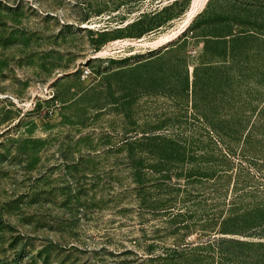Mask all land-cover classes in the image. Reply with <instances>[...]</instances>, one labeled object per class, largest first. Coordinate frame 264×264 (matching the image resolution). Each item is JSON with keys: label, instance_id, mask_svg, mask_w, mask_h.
Wrapping results in <instances>:
<instances>
[{"label": "rangeland", "instance_id": "obj_1", "mask_svg": "<svg viewBox=\"0 0 264 264\" xmlns=\"http://www.w3.org/2000/svg\"><path fill=\"white\" fill-rule=\"evenodd\" d=\"M236 184L264 186V0H0V264H254Z\"/></svg>", "mask_w": 264, "mask_h": 264}, {"label": "trees", "instance_id": "obj_2", "mask_svg": "<svg viewBox=\"0 0 264 264\" xmlns=\"http://www.w3.org/2000/svg\"><path fill=\"white\" fill-rule=\"evenodd\" d=\"M260 188V189H258ZM251 197L253 196L260 197V199H264V186L262 187H254L252 191H239V188H237V184L234 186V194L232 196V204L235 203V200H241L245 199V197ZM264 235V233H263ZM217 242L219 240L211 239L210 243ZM230 242H234L237 245H248L249 247H255L256 253L254 258V264H263L264 262V241H257V242H243L238 240H230Z\"/></svg>", "mask_w": 264, "mask_h": 264}, {"label": "built area", "instance_id": "obj_3", "mask_svg": "<svg viewBox=\"0 0 264 264\" xmlns=\"http://www.w3.org/2000/svg\"><path fill=\"white\" fill-rule=\"evenodd\" d=\"M83 74H87V70H83Z\"/></svg>", "mask_w": 264, "mask_h": 264}]
</instances>
